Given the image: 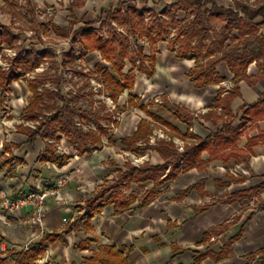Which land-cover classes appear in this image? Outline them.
Returning a JSON list of instances; mask_svg holds the SVG:
<instances>
[{"label": "crops", "instance_id": "1", "mask_svg": "<svg viewBox=\"0 0 264 264\" xmlns=\"http://www.w3.org/2000/svg\"><path fill=\"white\" fill-rule=\"evenodd\" d=\"M41 1L47 3L45 7L56 2ZM211 1L224 9L233 6L230 0ZM184 2L72 0L64 12H58L61 8L55 11V19L42 31L71 41V36L58 35L54 27L77 30L93 22L96 29L106 17L103 15L98 20L101 11L110 6L120 11L135 6L139 14L167 18L172 15L187 22L194 14L184 8ZM9 12L13 14L14 10ZM261 21L258 17L254 24ZM10 30L14 38V29ZM139 47L147 61L152 56V65L148 72L142 70L135 75L130 92L124 90L118 97L116 106L120 116L114 122V129L102 135L100 145H89L90 151L82 154L61 132L52 139L47 126L36 136L22 125H16L15 131L7 134L2 124L0 88V252L2 257L10 256L7 264H17L20 254L41 242L44 254L34 264L114 263L106 249L118 252L119 264H264V186L254 192L264 184V75L253 81L259 70L251 63L246 72L248 78L235 85L227 64L219 63L215 74L221 81L198 83L190 77L197 65L195 58L178 57L175 48L170 50L164 41L151 49L140 38ZM31 48L42 57H48L45 52L52 55L48 48L37 51L34 45L25 49L26 53ZM85 57L92 67L111 71L110 64L98 52ZM45 75L49 79V72ZM228 82L232 87L226 90L224 83ZM31 83L10 84V118L16 119L27 112L30 101L37 96ZM234 88L237 92L225 109L218 104L219 90H223L222 99ZM129 98L132 106L128 105ZM42 99L46 104L47 99ZM59 102L61 105L57 99V106ZM256 104H259L257 108H251ZM73 105L81 111H94L83 97ZM140 122H143L140 137L128 146L122 140L132 139ZM154 133L167 139L157 138L151 144ZM174 141H182L184 151L198 142H206L208 147L200 153L195 166L185 168L184 157L180 158L183 167L178 165L180 160L166 164L157 150L162 143H169L178 153ZM132 155L145 156L143 163L133 165ZM142 165L162 169L156 181L167 175L170 178L157 186L153 180L118 182L120 174L129 167ZM62 175L68 176V186L59 200L46 201L42 230L29 224L30 207L20 211L2 209V193L17 197L52 184ZM105 185L115 186L106 195V198L111 195L110 202L97 212H90L87 202ZM126 201L127 205H121ZM66 229L69 230L59 239L43 241L44 234L62 233ZM206 234L208 239L204 238ZM204 254L203 259L195 260Z\"/></svg>", "mask_w": 264, "mask_h": 264}, {"label": "trees", "instance_id": "2", "mask_svg": "<svg viewBox=\"0 0 264 264\" xmlns=\"http://www.w3.org/2000/svg\"><path fill=\"white\" fill-rule=\"evenodd\" d=\"M184 8L192 10L194 18L191 21L183 22L176 19L171 15L170 19L176 24H181L179 28L178 36H182L181 47L176 50V55L181 58H195L196 62L198 59L203 58L201 55L205 51L206 56H212L206 63L197 64L196 67L190 72V77L193 81L198 83H205L211 79L217 82L221 81L215 74V68L219 63H226L231 74L233 75V82L235 85L240 80H246L247 68L252 62H256L259 73L253 81H256L261 76L264 75V0H255L253 5H250L241 0H233V6L228 9L217 6L211 0H185ZM30 13L34 15L33 9ZM106 16L107 21H114L118 25L126 26L127 29L133 34H138L140 38L147 40L151 49L158 42H162V36L167 34L166 29L168 28L165 20L159 19L156 15L152 17V28L143 27L142 15L138 13V9L134 7H129L126 11L122 12L120 10L112 9L108 7L101 11L98 20L103 16ZM260 17L262 21L259 24H254V20ZM217 20L222 23L221 34L217 36L215 41H211L210 45L203 44V41L209 38L208 29L211 27V21ZM93 22L85 23L77 30L70 28L69 30H60L54 27V30L58 35L62 37L71 36V42L73 44L79 42L84 50L85 55L98 52L103 61L109 63L112 68V75L109 71H104V76L110 84L111 96L113 101L116 102L120 94L124 91H131L134 85V77L128 74H122L123 63L122 59L127 56V50L125 47L126 40L119 38L115 33L110 34L109 41H104L97 37L98 31L92 27ZM236 30L237 36L231 35L229 32ZM158 32L156 38L153 37V33ZM217 33L215 32V35ZM13 33L10 28H5V30L0 31V38L6 41L8 44H12L14 39L12 38ZM179 38V37H178ZM195 39L194 45H191V41ZM228 42V43H227ZM139 49L140 61L143 66L144 62L148 59L143 55V50L141 47ZM169 49L172 50L173 46L169 45ZM218 54V55H216ZM45 56H51L49 52H45ZM215 55V56H214ZM41 55L35 52L33 48L26 53L25 57L17 56L15 58L17 66L23 68L26 72H31L40 63ZM64 58L67 61L62 60V65L71 63L73 60L72 51L64 54ZM152 65L153 58L149 59ZM98 71H101V67H97ZM145 69L144 71H146ZM142 71V69H141ZM139 71V72H141ZM148 72V70L146 71ZM11 72H4L0 69V88L2 90L6 89L14 80L20 78L19 75L12 74L9 78ZM152 74L151 71L149 73ZM48 77H41L37 82H32L30 85L31 89L35 92L36 86L45 82ZM251 83V81H250ZM253 83V82H252ZM57 92L44 91V93L37 95L32 101H30L27 107V113L29 115V120L36 119L37 116H43L42 127H49L51 132L47 134L55 139V134L61 132L69 141L70 144H75L78 154L90 151L89 145L92 147L100 145L102 143L101 137L107 134V130L103 127H99L97 132L83 133L75 125V119L78 118L84 124L90 121L100 122L106 119V116H100V112L96 111H81L76 109L72 101L64 98L60 93V86L57 83ZM85 88V87H83ZM223 90H219L218 93V104H221L225 109L230 98L237 92V88L228 94L226 97L220 98ZM42 97L47 99V103L43 102ZM81 98V97H77ZM61 100V105H56V100ZM261 104V103H260ZM128 105L132 106L131 98H129ZM259 104L252 106L251 108H257ZM44 111H51L50 114H45ZM228 119H230L229 114L226 112ZM143 128V122L139 123L136 134L132 139H124L128 146L135 142L139 137ZM28 133L32 136L39 134V130L27 129ZM208 147L206 142H198L187 149L182 154H178L169 143H162L158 148V152L165 160L166 164H175L184 157V167L191 168L195 166L199 159L200 153ZM162 169L159 167H151L148 165H142L140 167H129L125 173H121L118 179L122 180H133L135 182H146L148 180L154 181V186L160 184L163 180L170 178L167 175L163 180L156 181L157 173ZM264 186L257 187L260 189ZM115 186L102 187L97 194L94 195L87 202V206L90 212H97L100 208L104 207L110 202V196L106 198V195L114 190ZM115 201V199H111ZM128 201L121 205H127ZM220 228H224L221 226ZM69 229H66L62 233H46L43 236V241L53 242L59 239L62 234H65ZM212 230V232H214ZM209 234L205 235V239H208ZM235 238V237H234ZM237 238V236H236ZM39 244L37 247L27 250L26 252L20 254L21 257L17 264H34L40 256L44 254L42 246ZM110 253V260L114 263L103 261V264H119L121 261L118 252L113 249H106ZM0 252V264H7L8 258L10 256L2 257ZM205 257L204 255H199L195 260H201Z\"/></svg>", "mask_w": 264, "mask_h": 264}, {"label": "built area", "instance_id": "3", "mask_svg": "<svg viewBox=\"0 0 264 264\" xmlns=\"http://www.w3.org/2000/svg\"><path fill=\"white\" fill-rule=\"evenodd\" d=\"M233 2V0H230ZM248 4H254V0H241ZM72 0H56L54 5L46 6L43 10L39 11L37 13V18L41 19L46 15L52 16L54 15L55 11L58 8H61V3L70 4ZM122 12H124V8H122ZM142 14V17L146 22L152 20V17L149 14H144L143 12H140ZM159 19L165 20L169 19L163 15H158ZM193 19V18H191ZM190 19V20H191ZM106 20V17H103L102 20L97 24L96 27H99L103 21ZM111 24L113 27H118L116 25V22L111 21ZM119 32L123 33V29L118 28ZM99 38H105L107 39V28L102 29L100 28V32L98 33ZM154 37V35H153ZM173 38V33L169 34L166 38L163 39L164 42L168 43V41ZM68 44L70 47L68 50H65L64 53H62L60 56L62 57V60L67 61V58H64L63 55L67 54L72 51L73 54V60L70 64L62 65L61 61V72H60V78H66L69 80H73L74 82H81L80 88H81V94L76 96H82L86 99H88V102L91 105L92 110L100 109L105 114H112V119L110 121H102L100 123H96L94 121H91L87 124L81 123V121L76 118L75 119V125L80 128L83 132H91L95 131L98 126H101L103 128H106L108 130L114 129L115 124L114 122L119 119V113L115 112L116 104L114 101L110 98L109 93L105 92L104 90V84L100 78L101 74L98 73L96 68L92 67L87 61H86V55L84 53L83 48L81 47L80 43L77 42L75 44L71 43V41L68 40ZM0 43L1 40H0ZM140 45V38L136 37L134 38L133 43L130 45L131 49H138ZM178 46H175V50H177ZM1 52H6L8 58H3L4 55H2ZM26 56V51L23 49L16 50L11 47H1L0 49V69L4 72H11L9 74V78L12 77V74L19 75L20 78L16 81H12V83H21L23 85H28L30 82H37V80L41 77H44L45 72H49L50 74V67L48 66V63L46 61L45 57L41 58V62L34 68L31 72H26L23 70V68L17 66L15 58L17 56ZM56 60V59H55ZM134 74H138L139 71L149 69L150 62L145 61L143 66L141 64L140 60H134ZM85 80H88L89 86L87 88H83V83ZM10 86V85H9ZM9 86L3 90L1 93L2 96V110H3V118H2V124L7 129V134L15 131L16 125H22L25 128L31 129V130H39L42 132L44 129L41 126V121L43 120V116L39 115L36 119L29 120L27 118V112H23L22 115L16 119L10 118L12 113V105H11V93L8 92ZM224 88L226 90H229L232 86L231 83H224ZM51 91L56 92V87H53L51 85L50 80H46L45 82L39 84L36 86V95L44 93V91ZM85 92V93H84ZM155 102L162 104V102L159 99H154ZM157 138H164L167 139V137L163 134L154 133L150 138V143L154 144L155 140ZM7 141L8 137L6 138ZM63 140V139H62ZM177 149L179 152H184V143L182 141H174ZM143 146V144H141ZM59 150H61V146L58 147ZM67 152V151H66ZM68 153V152H67ZM69 154V153H68ZM143 157H137L136 155H132L130 158V161L133 165H140L143 163ZM178 165L180 167H183V160L181 159L178 162ZM69 183V178L67 175L59 176L54 183L50 185L41 186L36 191H28L20 196L17 197H10L6 195L5 193H2V200H1V207L2 209L6 211H20L23 208L30 207L31 212L28 219V222L31 226L37 227L38 229L42 230L44 225V219L45 214L47 210L46 201L49 198H54L56 200H59L62 197V194L64 190L67 188ZM85 212V210L83 211ZM63 221H66L64 219Z\"/></svg>", "mask_w": 264, "mask_h": 264}, {"label": "rangeland", "instance_id": "4", "mask_svg": "<svg viewBox=\"0 0 264 264\" xmlns=\"http://www.w3.org/2000/svg\"><path fill=\"white\" fill-rule=\"evenodd\" d=\"M46 2H43L41 0H0V31L5 30V28H13L14 33H15V37H17V39H14L12 44H8L6 41H3L1 38V42L0 43V49L1 47H11L13 49H16L17 51L20 49H27L30 48V46L34 45L36 47L37 51H41L44 48H48V50L51 51L52 55L49 57H45L46 61L48 63V66L50 67V76L49 79L51 82V85L53 87L57 88V83L60 86V93L61 95L72 101V103H75V100H77V96L76 95H80L81 92V82H74L73 80H69L66 78L61 79L59 76L60 72H61V61H62V57L60 56L62 53H64L65 50H67L70 45L68 44L69 42L67 40H65L64 38H60L57 37L55 35H53L52 33H46L43 32L42 29L47 26L48 23H50L51 21H53V19H55V15L49 16L46 15L41 19H38L37 13L41 10L44 9L46 5ZM69 4H64L61 3V9L58 10V12L62 11L64 12L66 9V7H68ZM33 9L35 15L30 13V10ZM64 9V10H63ZM14 10V13L11 14V12ZM152 20L146 22L144 20V18L142 17V20L140 21L143 25V27L146 28H152ZM191 21V20H188ZM187 21V22H188ZM165 22L168 26V28L166 29L167 34L162 36V40L164 38H166L167 36H169V34L173 33V38H171L168 41L169 45H172L173 47L178 46L177 50L181 47V42L180 40L182 39V36H178L179 34V28L181 27V24H176L174 23V21H172L171 19L167 20L165 19ZM116 25L118 27H113L111 24V21H103L101 23V25L99 27H96V30L98 31V33L100 32V28L101 31L104 28H107V39L105 38H100L104 41H109L110 39V34L111 33H115V35H117L119 38H123L126 40V50H127V56L125 58L122 59V63H123V69H122V74H128L130 73V75L132 77H135L134 74V60H140V54H139V49H131L130 45L133 43L134 38L138 37L140 38V36L138 34H133L132 32H130L126 26L123 25H118L116 23ZM210 28L208 29V35L209 38L205 41H203V44L205 45H210L211 41H215V39H217V36H219L222 32H221V27H222V23L220 21H215L212 20L211 24H210ZM118 28L123 29V33L119 32ZM215 32L217 33L215 35ZM231 35L237 36V32L236 30H232L229 32ZM42 34V35H41ZM154 38L157 37L158 32H154L153 33ZM42 36V37H41ZM98 37V35H97ZM179 37V38H178ZM99 38V37H98ZM145 41H147L146 39H144ZM196 42L195 39H193L191 41V45H194ZM228 43V42H227ZM3 56V58H8L6 55V52H1ZM203 56V58L198 59L197 64H203L206 63L209 59L212 58V56H206L205 51L202 52L201 54ZM218 55V54H216ZM215 56V55H214ZM56 59V62H55ZM55 62V63H54ZM70 64V63H68ZM252 64H256V62H252ZM111 66V65H110ZM98 73L101 74L100 78L104 84V90L105 92L109 93L110 98L113 100L112 96H111V90H110V84L109 82L106 80L105 76H104V72L98 71L97 69L95 70ZM110 74L112 75V68L110 71ZM89 86V82L88 80H85L82 86L87 88ZM85 93V92H84ZM78 97H82V96H78ZM84 98V97H83ZM85 100L88 102V99L85 98ZM89 103V102H88ZM116 104V102H114ZM60 105V102H59ZM116 106V105H115ZM96 112H100V116L104 115L106 116V119L104 121H110L112 119V114H105L103 113V111L100 109H96ZM117 106L115 108V112H117ZM108 115V117H107ZM29 117L28 113H27V118ZM29 119V118H28ZM41 123H43V120L41 121ZM81 123H83L81 121ZM97 123V122H96ZM99 123V122H98ZM42 125V124H41ZM77 127V126H76ZM101 126H98V128ZM98 128L95 131H91V132H97ZM80 129V128H79ZM106 129V128H105ZM108 131V129H106ZM82 131V130H81ZM162 140H164V138H161ZM166 140V139H165ZM179 154H182L184 152H179ZM50 185V184H49ZM45 186V185H43Z\"/></svg>", "mask_w": 264, "mask_h": 264}]
</instances>
